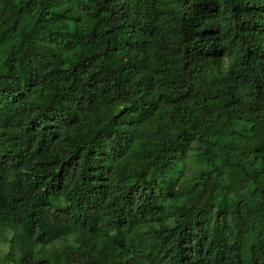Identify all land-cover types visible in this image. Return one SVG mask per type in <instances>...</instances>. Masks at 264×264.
I'll use <instances>...</instances> for the list:
<instances>
[{"label":"trees","instance_id":"16d2710c","mask_svg":"<svg viewBox=\"0 0 264 264\" xmlns=\"http://www.w3.org/2000/svg\"><path fill=\"white\" fill-rule=\"evenodd\" d=\"M0 244L264 264V0H0Z\"/></svg>","mask_w":264,"mask_h":264},{"label":"rangeland","instance_id":"374dc122","mask_svg":"<svg viewBox=\"0 0 264 264\" xmlns=\"http://www.w3.org/2000/svg\"><path fill=\"white\" fill-rule=\"evenodd\" d=\"M178 161H175L170 169H173L177 165ZM200 166V163L191 161L187 167L185 168V174L189 176H193L197 170V168ZM180 187L178 188V190ZM6 257V247L0 244V262L4 261Z\"/></svg>","mask_w":264,"mask_h":264}]
</instances>
